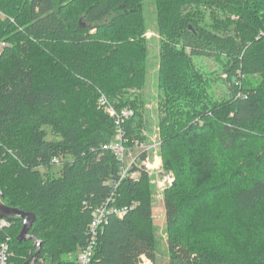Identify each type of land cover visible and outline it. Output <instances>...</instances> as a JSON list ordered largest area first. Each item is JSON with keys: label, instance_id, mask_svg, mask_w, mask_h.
I'll return each mask as SVG.
<instances>
[{"label": "trees", "instance_id": "obj_1", "mask_svg": "<svg viewBox=\"0 0 264 264\" xmlns=\"http://www.w3.org/2000/svg\"><path fill=\"white\" fill-rule=\"evenodd\" d=\"M156 1L162 155L179 178L165 194L167 228L177 229L187 207L201 211L199 220L220 238L198 242L188 232L171 238L170 264H264V238L260 245L249 238L248 245H235L240 236L234 234L264 226V37L250 19L264 11V0H238L244 16L226 33L189 20L183 8L211 4L226 11L232 0ZM0 11L6 16H0V43L7 44L0 50V191L6 206L35 214L29 235L40 243L18 242L23 221L11 219L0 229V244L11 237L12 264L37 252L36 264H77L91 208L109 200L128 213L109 218L91 264H143L144 258L156 264L151 177L142 171L139 179L121 180L120 161L105 149L114 121L96 107L103 93L117 109L134 110L127 137L130 144L146 141L136 96L147 81L143 0H0ZM222 56L228 65L215 80L230 98L215 104L195 59ZM56 157L60 166L52 164ZM195 170L205 176L201 182L212 175L196 195L190 192ZM208 196L219 199L217 206H203ZM213 212L218 215L210 220ZM231 212L232 219L213 224Z\"/></svg>", "mask_w": 264, "mask_h": 264}, {"label": "rangeland", "instance_id": "obj_2", "mask_svg": "<svg viewBox=\"0 0 264 264\" xmlns=\"http://www.w3.org/2000/svg\"><path fill=\"white\" fill-rule=\"evenodd\" d=\"M233 4L230 6V10L221 11L215 8L211 4L206 5H187L184 6L183 12L184 16L189 20H193L198 24L203 26H207L214 32L219 33H226V32H233L236 27V22L241 19L240 16H244L239 11L240 3L238 0H232ZM245 1L242 0V4ZM249 16V15H248ZM143 19L145 25L144 35L142 36L146 43H147V81L146 86L141 91H136V96L142 102V118H143V130L142 134L145 136V143L147 145H152L153 141H157L160 143L159 147L157 148V153L154 155L150 152V161L151 165L154 166L156 169L152 175V200L154 206V218H155V226H156V235L158 240V248H157V259L156 264H170L169 258V249L168 243L171 238H178L182 239V234L185 232L190 233V235L197 240L198 242L202 241H210V242H217L220 240L218 234L216 232H211V228L206 227L207 220H199L198 216L201 212H195L191 210H187L186 208L182 209V220L180 225L174 232H171L167 228V221H166V213H165V194L166 192L175 188L176 184L179 181L177 175L173 169H169L167 167V159L162 155V135H161V109H160V100H159V86H158V77H159V69H160V53H161V36L158 32V7L156 0H143ZM248 19V18H247ZM250 19L253 23L254 27L259 28V35L260 37H264V11L262 13H250ZM83 21V20H82ZM192 29V26L190 27ZM96 29L92 31V34L96 33ZM107 39V38H105ZM116 41L115 39H112ZM108 42L109 40H105ZM115 43V42H109ZM228 65V60L225 56L221 58H210V57H198L195 59V67L203 76L206 77V81L208 82V94L211 99L214 100L215 104H221L224 101L230 98V93L228 91L227 86L224 82L215 80L217 76H220L221 73L224 71L225 66ZM226 78V76H223ZM253 85L256 87H260L261 83L258 79L254 80ZM106 95V94H105ZM108 98V96L106 95ZM110 101V99L108 98ZM111 102V101H110ZM98 110L104 114L105 111L102 110L99 106V100L97 103ZM124 109H131V108H124ZM134 111V110H133ZM135 113V112H134ZM106 114V113H105ZM107 116V115H106ZM130 147L133 150L134 155H137L139 150L137 148H133V144ZM191 156V155H190ZM223 169V167H222ZM46 170H42L44 173ZM60 171V167H54L52 169V173L57 175ZM195 177L192 179H198V181H194L196 187H194V191L190 190L191 193L196 195L197 193L204 192L203 190L209 187V184L206 181H211L212 175L207 178L206 181L201 182L205 176H200V173L195 170ZM189 172L186 174L188 175ZM172 177L173 182L169 184L166 178ZM191 177V176H190ZM184 180V179H183ZM182 180V181H183ZM192 181V180H191ZM186 184L187 180L184 181ZM190 182V180H188ZM181 184V183H180ZM236 184H231L229 188H233ZM181 186V185H180ZM179 186V188H180ZM185 194H182L181 199L185 202V205L191 207V203L187 200L189 197H186ZM216 198L212 196H208L203 199V206L205 208L210 207L211 205H216L215 203L219 201V199L213 202ZM217 206V205H216ZM229 206V207H228ZM230 204L225 205L222 209L229 210ZM221 209V210H222ZM212 211H217L212 210ZM207 215V214H206ZM218 215V212L208 213L207 217L211 220L214 219ZM233 212L227 213L226 215H219V218L214 221L213 224H217L219 221H224L225 223L227 220L232 219ZM199 220V221H198ZM209 220V221H210ZM264 223V221H263ZM233 226V225H231ZM247 228L250 225H246ZM245 227V226H243ZM264 226L259 227L252 230V226L249 227V231L247 234L245 231L239 230L237 233H234L236 236H240V239L237 240L240 242H235V245L239 244H247L249 243V239H252L257 245L262 244L261 240L264 238ZM189 239V237H187ZM243 241V242H242ZM231 246V244L229 245ZM229 246H224V249ZM233 247H229L232 249ZM239 250L237 248L232 249L228 252H233L234 250ZM72 257V256H71ZM16 258V253L13 251L12 259ZM74 258V257H73ZM149 264V260L144 258L143 264ZM151 264V263H150Z\"/></svg>", "mask_w": 264, "mask_h": 264}, {"label": "built area", "instance_id": "obj_3", "mask_svg": "<svg viewBox=\"0 0 264 264\" xmlns=\"http://www.w3.org/2000/svg\"><path fill=\"white\" fill-rule=\"evenodd\" d=\"M34 1V0H27ZM0 16L6 18V16L0 11ZM14 22L13 19H11ZM4 42L0 43V50L6 47ZM99 106L102 110H106L105 113L114 121L115 124V136L111 143L105 146V149L110 150L115 154L120 161V178L121 180L126 177L132 179H139L141 172L145 171L151 177L152 173L156 170L151 165L150 152L156 155L157 148L160 143L153 141L152 145H147L145 142L134 141L133 148H137L139 152L134 155L130 141L126 133L127 122L135 116L132 109H117L115 105L108 100L105 94L101 93L99 97ZM61 158H54L52 164L60 166L62 164ZM171 184L173 182L172 177L166 178ZM152 183V179H151ZM92 209V221L87 229V243L78 252L76 256L77 264H91L92 258L95 254V250L98 244V240L101 232L108 224V220L112 215L122 219L128 213V209H117L110 205V200ZM11 221L8 219L0 220V229L9 228ZM11 237H7L5 241L0 244V264H12L11 259L13 257V251L11 248ZM40 246V243H36ZM144 262V260H143Z\"/></svg>", "mask_w": 264, "mask_h": 264}, {"label": "water", "instance_id": "obj_4", "mask_svg": "<svg viewBox=\"0 0 264 264\" xmlns=\"http://www.w3.org/2000/svg\"><path fill=\"white\" fill-rule=\"evenodd\" d=\"M21 219L23 221L22 230L17 238L18 242L22 243L24 241H34L37 242L36 239L29 235V232L36 222V216L33 213H25L19 209H14L6 206L3 202V195L0 191V220L1 219ZM40 253L37 252L29 261L25 264H36L39 259Z\"/></svg>", "mask_w": 264, "mask_h": 264}, {"label": "crops", "instance_id": "obj_5", "mask_svg": "<svg viewBox=\"0 0 264 264\" xmlns=\"http://www.w3.org/2000/svg\"><path fill=\"white\" fill-rule=\"evenodd\" d=\"M149 262H150V261H149ZM150 263H151V262H150ZM150 263H149V264H150ZM147 264H148V263H147ZM151 264H152V263H151Z\"/></svg>", "mask_w": 264, "mask_h": 264}, {"label": "bare ground", "instance_id": "obj_6", "mask_svg": "<svg viewBox=\"0 0 264 264\" xmlns=\"http://www.w3.org/2000/svg\"><path fill=\"white\" fill-rule=\"evenodd\" d=\"M37 243V242H36Z\"/></svg>", "mask_w": 264, "mask_h": 264}]
</instances>
